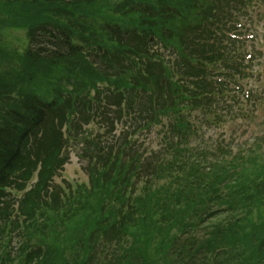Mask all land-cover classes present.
Instances as JSON below:
<instances>
[{"label": "trees", "instance_id": "16d2710c", "mask_svg": "<svg viewBox=\"0 0 264 264\" xmlns=\"http://www.w3.org/2000/svg\"><path fill=\"white\" fill-rule=\"evenodd\" d=\"M227 18L211 0H0V264H264V157L192 142V113L223 122L241 72L212 43ZM72 142L88 185L54 181Z\"/></svg>", "mask_w": 264, "mask_h": 264}, {"label": "rangeland", "instance_id": "374dc122", "mask_svg": "<svg viewBox=\"0 0 264 264\" xmlns=\"http://www.w3.org/2000/svg\"><path fill=\"white\" fill-rule=\"evenodd\" d=\"M238 7H240V10H234L233 18L236 20L239 18L240 23L246 26L245 31L256 24L253 28L254 39L241 42L247 46L242 54L247 53V55H252L253 57L248 59V57L243 58L242 56L238 60L244 61L243 65L246 71L253 73V75L244 82V88L241 87L238 90L234 85L229 87V96L225 98L226 102L221 105L224 118L220 124H208L205 120L199 121L200 112L192 113L194 130L197 132V135L192 138V142L193 146H197L201 150L208 149L219 153L222 148L232 155L238 152L248 154L253 150L259 151L264 157V20L262 21V16L264 15V0H254L253 6H247L244 10L243 8L241 9V5H238ZM258 13H261V15L258 16ZM24 39L25 34L19 32L18 34L13 33L10 37H4L6 43L10 44L13 48L18 47L19 49L22 47L18 46L16 40L24 41ZM24 43L25 46L20 51H24L28 47L26 39ZM248 61L254 62L248 63ZM248 92H250L249 99H247ZM103 109L112 108L105 105ZM56 116L58 115L55 114L54 117ZM95 123L98 122L94 121L88 128L94 130V134H97L100 128ZM129 124L127 129L131 135L137 126L133 121H129ZM104 127L100 131L102 134H105L107 131L104 139H108L109 134L111 142L126 136V130L122 125H118L115 131L111 127H109V131L105 125ZM88 128H84V130L89 133L93 132ZM163 130L165 129L161 126L155 127L152 131L151 138L148 140H145V136L137 134V144H143L142 151L147 147H152L156 150L160 149V135H163L161 134ZM64 132H66V128H64ZM72 144L64 151L65 155H69L68 162L54 181L59 185L65 182L63 185L67 187L69 184L71 186L78 184L88 185L89 177L84 170L85 163L80 157L81 148H76L74 142ZM7 194V201H10L12 204L22 196L19 192L11 189L8 190ZM19 240L20 238H16L15 243L18 244Z\"/></svg>", "mask_w": 264, "mask_h": 264}]
</instances>
